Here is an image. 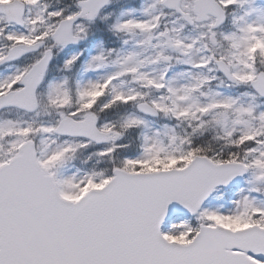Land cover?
<instances>
[{"label": "snow or ice", "instance_id": "6c2138e0", "mask_svg": "<svg viewBox=\"0 0 264 264\" xmlns=\"http://www.w3.org/2000/svg\"><path fill=\"white\" fill-rule=\"evenodd\" d=\"M0 264H264V0H0Z\"/></svg>", "mask_w": 264, "mask_h": 264}]
</instances>
